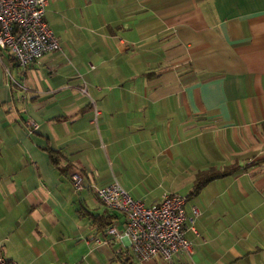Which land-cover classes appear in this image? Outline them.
<instances>
[{
  "label": "crops",
  "instance_id": "obj_1",
  "mask_svg": "<svg viewBox=\"0 0 264 264\" xmlns=\"http://www.w3.org/2000/svg\"><path fill=\"white\" fill-rule=\"evenodd\" d=\"M48 1L62 49L0 59L6 264H134L128 245L96 243L105 231L82 213L121 215L95 189L118 181L151 204L236 161L247 169L187 198L193 254L143 264H264V0Z\"/></svg>",
  "mask_w": 264,
  "mask_h": 264
},
{
  "label": "built area",
  "instance_id": "obj_2",
  "mask_svg": "<svg viewBox=\"0 0 264 264\" xmlns=\"http://www.w3.org/2000/svg\"><path fill=\"white\" fill-rule=\"evenodd\" d=\"M48 0H0V59L4 54L26 68L51 52L60 51L61 44L46 21ZM8 75L11 81L15 80ZM100 114V110H96ZM26 123L35 126L32 119ZM72 182L77 191L85 188L81 174L73 173ZM100 201L118 212L120 222L105 230L104 237L96 239L98 244L118 241L128 245L134 264H143L156 257L172 261L177 255H192L193 244L187 236L188 229H195L200 215L197 207L189 215L186 210L187 197L164 194L151 204L134 197L118 181L95 189ZM0 264L6 259L0 254Z\"/></svg>",
  "mask_w": 264,
  "mask_h": 264
},
{
  "label": "trees",
  "instance_id": "obj_3",
  "mask_svg": "<svg viewBox=\"0 0 264 264\" xmlns=\"http://www.w3.org/2000/svg\"><path fill=\"white\" fill-rule=\"evenodd\" d=\"M46 150L48 151L50 158L53 164L63 172L66 171L62 162H63V154L60 151L54 150L50 147H47ZM69 166L68 164L65 166ZM248 165H241L238 161L234 162L231 165L225 166L223 168H208L206 170H201L196 174L194 185L188 197H192L197 195L200 190L205 186L208 182L225 177L234 175L240 171L246 170ZM84 216H88L89 219L92 221V224L95 225L100 231L104 232L108 227L113 225L115 216L111 214V212L106 214H92V213H82ZM117 260L121 262V264H132L131 258L128 253H120L117 255Z\"/></svg>",
  "mask_w": 264,
  "mask_h": 264
},
{
  "label": "rangeland",
  "instance_id": "obj_4",
  "mask_svg": "<svg viewBox=\"0 0 264 264\" xmlns=\"http://www.w3.org/2000/svg\"><path fill=\"white\" fill-rule=\"evenodd\" d=\"M185 192H186V189L183 188V189H177L176 192L168 191V192H166V194L186 196V195H185Z\"/></svg>",
  "mask_w": 264,
  "mask_h": 264
}]
</instances>
